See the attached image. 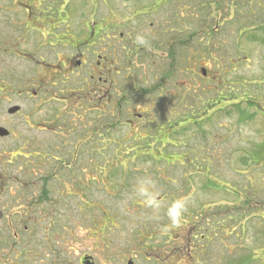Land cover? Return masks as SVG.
<instances>
[{
	"label": "rangeland",
	"instance_id": "rangeland-1",
	"mask_svg": "<svg viewBox=\"0 0 264 264\" xmlns=\"http://www.w3.org/2000/svg\"><path fill=\"white\" fill-rule=\"evenodd\" d=\"M135 1L157 3L152 19L180 32L164 38L173 45L170 53L155 40H147L150 51L136 41L137 54L124 49L135 87L124 98L134 112L147 110L142 118L132 112L129 124L112 119L106 128L93 121L72 171L63 173L73 180L63 182V208L55 218L71 245L64 252H91L87 244L96 243L110 246H96L95 264H126L130 255L134 264H264V0ZM18 3L0 0L4 85L33 75V62L18 52L44 51L23 38L25 11ZM112 3L121 7L122 0ZM7 97L0 113L17 103L14 94ZM16 157L10 174L39 177L24 156ZM144 181L152 182L158 209L138 195ZM178 198L187 211L172 228L166 213ZM103 249L117 253L109 263L97 255Z\"/></svg>",
	"mask_w": 264,
	"mask_h": 264
},
{
	"label": "flooded vegetation",
	"instance_id": "flooded-vegetation-1",
	"mask_svg": "<svg viewBox=\"0 0 264 264\" xmlns=\"http://www.w3.org/2000/svg\"><path fill=\"white\" fill-rule=\"evenodd\" d=\"M100 4L103 8L97 12ZM17 6L25 11L23 38L44 51L40 56L18 52L33 62V75L0 83V100L12 93L17 101L0 113V264H70L73 256L78 264H95L96 246L109 244H87L92 250L87 253L64 252L71 245L64 243L63 228L55 218L63 208V182L73 180L63 173L72 171L95 118L106 128L112 122L133 121L136 106L128 107L124 98L135 88L129 86L133 67L124 49L130 54L139 48L150 51L147 46L136 47V38L142 35L164 43L170 53L173 45L164 38L180 28L152 19L157 3L146 7L135 0H122L121 7L112 0H19ZM191 36L189 28L187 37ZM144 109L135 115L142 118ZM17 155L24 156L26 167L40 172L39 177L10 174L8 168ZM46 162L49 170L41 174ZM47 218L53 219L49 223ZM104 251L97 255L107 257L108 263L117 254ZM129 261L134 264V256L125 258L126 264Z\"/></svg>",
	"mask_w": 264,
	"mask_h": 264
},
{
	"label": "clouds",
	"instance_id": "clouds-1",
	"mask_svg": "<svg viewBox=\"0 0 264 264\" xmlns=\"http://www.w3.org/2000/svg\"><path fill=\"white\" fill-rule=\"evenodd\" d=\"M136 42L141 46L147 45V40L144 36L138 35ZM137 193L140 197L144 198L145 206L158 209L160 207V201L157 199L153 191L152 182L144 181L137 186ZM187 211V202L184 199H175L171 202L167 208V217L170 220V226L172 228H179L183 221L184 213ZM167 231L168 228L162 229Z\"/></svg>",
	"mask_w": 264,
	"mask_h": 264
},
{
	"label": "water",
	"instance_id": "water-1",
	"mask_svg": "<svg viewBox=\"0 0 264 264\" xmlns=\"http://www.w3.org/2000/svg\"><path fill=\"white\" fill-rule=\"evenodd\" d=\"M203 74H204V69H202V71H201ZM127 264H132V262L131 261H129Z\"/></svg>",
	"mask_w": 264,
	"mask_h": 264
}]
</instances>
